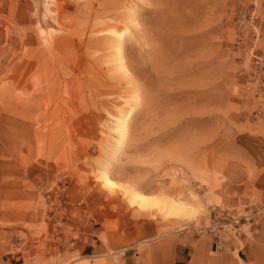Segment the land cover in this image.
<instances>
[{
  "label": "rangeland",
  "instance_id": "374dc122",
  "mask_svg": "<svg viewBox=\"0 0 264 264\" xmlns=\"http://www.w3.org/2000/svg\"><path fill=\"white\" fill-rule=\"evenodd\" d=\"M216 210L252 222L193 264H264V0H0V264H138Z\"/></svg>",
  "mask_w": 264,
  "mask_h": 264
},
{
  "label": "crops",
  "instance_id": "0c3cea01",
  "mask_svg": "<svg viewBox=\"0 0 264 264\" xmlns=\"http://www.w3.org/2000/svg\"><path fill=\"white\" fill-rule=\"evenodd\" d=\"M213 239L208 235L198 236L188 245H155L148 248L138 256V264H193L195 257L202 251H214ZM216 251V250H215ZM123 264L127 258L121 257ZM194 260V261H193Z\"/></svg>",
  "mask_w": 264,
  "mask_h": 264
},
{
  "label": "built area",
  "instance_id": "2783aa9c",
  "mask_svg": "<svg viewBox=\"0 0 264 264\" xmlns=\"http://www.w3.org/2000/svg\"><path fill=\"white\" fill-rule=\"evenodd\" d=\"M251 216H244L242 218L236 217L225 210H216L210 216L206 224H202L197 228L198 235H208L213 239L216 249L223 247V242L227 237H238L241 233V228L244 223H251Z\"/></svg>",
  "mask_w": 264,
  "mask_h": 264
},
{
  "label": "bare ground",
  "instance_id": "6f19581e",
  "mask_svg": "<svg viewBox=\"0 0 264 264\" xmlns=\"http://www.w3.org/2000/svg\"><path fill=\"white\" fill-rule=\"evenodd\" d=\"M110 5H111V4H110ZM112 5H113V4H112ZM114 17H115V15H114ZM120 17H121V15H120ZM109 18H110V17H109ZM90 32H91V31H90ZM91 33H92V32H91ZM77 37H78V36H77ZM77 40H78V43H79V39H77ZM100 40H101V39H100ZM105 41H106V40H105ZM55 42H56V41H55ZM67 42H70V41H67ZM120 43H121V42H120ZM120 43H119V44H120ZM105 44H106V43H105ZM75 45H76V44H75ZM81 45H82V44H81ZM103 45H104V44H103ZM54 46H55V44H54ZM55 47H56V46H55ZM80 47H81V46H80ZM100 47H101V46H100ZM102 47H103V46H102ZM81 48H82V47H81ZM95 48H96V47H95ZM103 48H104V47H103ZM104 49H105V48H104ZM81 50H82V49H81ZM73 52H74V48H73ZM74 53H75V52H74ZM76 53H77V51H76ZM53 54H54V53H53ZM60 54H61V53H60ZM76 55H77V54H76ZM77 56H79V55H77ZM75 57H76V56H75ZM62 58H63V57H62ZM77 59H78V58H77ZM58 63H59V62H58ZM61 64H62V63H61ZM59 65H60V63H59ZM62 65H63V64H62ZM77 66H78V65H77ZM60 67H61V65H60ZM63 67H64V65H63ZM74 68H75V67H74ZM62 69H63V68H62ZM62 69H61V70H62ZM61 72H62V71H61ZM64 74H65V73H64ZM53 77H54V76H53ZM56 79H57V78H56ZM59 80H60V79H59ZM59 80H58V81H59ZM58 81H57V83H56L57 85H58V83H59ZM94 81H95V80H94ZM108 82H109V81H108ZM61 83H62V81H61ZM71 83H72V80H71ZM73 83H74V82H73ZM76 83H77V82H76ZM104 83H105V82H104ZM101 85H102V84H101ZM105 85H106V84H105ZM109 86L112 87L111 85H109ZM59 87H60V85H59ZM90 87H91V86H90ZM105 87H106V86H105ZM55 88H56V87H55ZM101 88H102V87H101ZM89 89H90V88H89ZM109 89H110V88H109ZM55 90H56V89H55ZM92 90H94V89H92ZM89 91H90V90H89ZM92 93H93V92H92ZM88 94H89V93H88ZM95 94H96V92H95ZM106 94H107V93H106ZM93 95H94V94H93ZM92 97H93V96H92ZM90 98H91V96H90ZM106 101H107V100H106ZM61 103H62V102H61ZM125 116H126V115H125ZM122 117H123V116H122ZM60 119H61V116H60ZM121 125H122V126H121V127H122V130L124 131L125 123L123 122V123H121ZM123 131H122V132H123ZM132 198L135 199V200L137 199L138 201L141 200L143 203L145 202V204H147V202H148L145 196L140 195V194L135 193V192H132ZM141 201H140V202H141ZM142 202H141V204H142Z\"/></svg>",
  "mask_w": 264,
  "mask_h": 264
}]
</instances>
